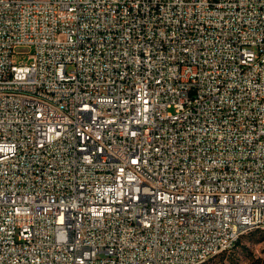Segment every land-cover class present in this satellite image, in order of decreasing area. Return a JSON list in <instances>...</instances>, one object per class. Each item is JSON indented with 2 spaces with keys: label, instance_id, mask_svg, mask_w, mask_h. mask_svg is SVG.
<instances>
[{
  "label": "built area",
  "instance_id": "2783aa9c",
  "mask_svg": "<svg viewBox=\"0 0 264 264\" xmlns=\"http://www.w3.org/2000/svg\"><path fill=\"white\" fill-rule=\"evenodd\" d=\"M263 225L264 0H0V264H200Z\"/></svg>",
  "mask_w": 264,
  "mask_h": 264
},
{
  "label": "rangeland",
  "instance_id": "374dc122",
  "mask_svg": "<svg viewBox=\"0 0 264 264\" xmlns=\"http://www.w3.org/2000/svg\"><path fill=\"white\" fill-rule=\"evenodd\" d=\"M20 51L27 55L30 50L24 47ZM15 62L28 64L30 59L19 54ZM203 264H264V228L245 233L231 250L214 256Z\"/></svg>",
  "mask_w": 264,
  "mask_h": 264
},
{
  "label": "bare ground",
  "instance_id": "6f19581e",
  "mask_svg": "<svg viewBox=\"0 0 264 264\" xmlns=\"http://www.w3.org/2000/svg\"><path fill=\"white\" fill-rule=\"evenodd\" d=\"M258 228H260V227L244 228V231H242V236H243L245 233H247V232H249V231H252V230H255V229H258ZM262 228H264V225L262 226ZM203 263H205V262H201L200 264H203Z\"/></svg>",
  "mask_w": 264,
  "mask_h": 264
},
{
  "label": "trees",
  "instance_id": "16d2710c",
  "mask_svg": "<svg viewBox=\"0 0 264 264\" xmlns=\"http://www.w3.org/2000/svg\"><path fill=\"white\" fill-rule=\"evenodd\" d=\"M237 244V243H236ZM236 246V245H235Z\"/></svg>",
  "mask_w": 264,
  "mask_h": 264
}]
</instances>
